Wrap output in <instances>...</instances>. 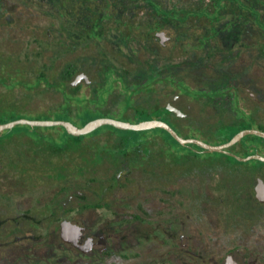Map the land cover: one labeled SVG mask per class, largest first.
<instances>
[{"label": "rangeland", "instance_id": "374dc122", "mask_svg": "<svg viewBox=\"0 0 264 264\" xmlns=\"http://www.w3.org/2000/svg\"><path fill=\"white\" fill-rule=\"evenodd\" d=\"M163 1H167L170 7L182 3L189 10L200 9L202 6L212 9L214 2V0ZM106 4V0H92L91 6L101 14ZM42 9L37 15L34 13L33 20H38L33 21L32 26L40 25L43 31L42 41L46 49V47H53L51 43L55 40H51V36L55 35V31L60 27L66 29L68 17L65 15L67 11L63 10L62 13L65 16L60 18L57 26L53 20L51 5L47 3ZM206 22H198L196 18L188 20L186 27L189 42L196 43L195 37L202 32L206 33L210 26ZM21 29H9L17 43L31 33L29 28ZM48 30H51L50 36L47 34ZM115 35L116 31L111 29L107 37L113 41ZM102 41L104 40L90 41L91 49L86 52L80 48L74 55L76 61L81 53H88L90 59H101L109 52H115L114 47L111 48L112 50L105 49L101 45ZM49 42L51 43L48 46L45 45ZM256 42L259 40L256 39ZM206 52V48L191 49L190 45L186 54L179 49L161 51L160 54L169 58L170 63L177 67L188 60L187 71L180 69L181 77L186 80L188 87L179 85V88L187 93L181 94L180 90L174 87L162 88L154 85L153 92L143 93L133 99L134 107L149 111L156 107H169L176 109V114L184 112L192 114L193 117L196 115L200 121L213 126L220 122L223 124L234 122L237 114L242 115L243 120H249V116L256 113L258 121H264V61L257 58V53L252 60L244 53L234 65L228 68L229 64L226 60H222L219 64L218 58H213L211 54L206 56ZM217 52H220V49ZM221 52H223L222 55L227 54L226 51ZM58 54V59L51 61V52L44 51V74L51 84L61 79L65 65L73 58L68 53L64 55L60 50ZM139 56L144 59L147 53L141 52ZM107 57H113V55ZM109 63L114 69L117 68L115 61ZM49 65H55V67L49 69ZM246 71L248 74L244 75ZM230 73L243 74L236 87L240 101L238 108L241 107V109L236 108L234 100L226 102V99L220 97L211 100L209 97L199 95L202 93L201 90L225 88L230 81L234 87V82L228 75ZM110 77L115 79L116 88L112 94L106 96L107 102L102 107L89 105L93 110L98 109L93 116L96 119L111 118L136 122L133 118L135 117L134 108L126 113L130 117L124 115L125 96L120 93L116 72H113ZM33 79L31 76L27 79L28 84L32 85L31 88L27 85L28 89H25L23 85L16 86L17 82L14 79L4 80L3 85H0V113L6 111L0 117V124L10 122L14 118L54 121L45 120L42 116L52 115L63 102V97L45 80L36 88ZM93 79L96 84L100 85L105 81L104 76L97 74L93 76ZM71 84L76 83L71 82ZM84 93L90 95V89L83 88L81 94ZM94 96L97 95L94 93ZM175 96L181 98L174 101ZM90 98L92 99L93 96L90 95ZM223 100L226 103L221 104ZM181 106L184 108L182 109ZM193 120L191 118L188 122ZM251 125L257 130L264 129V126H259L254 122ZM115 134L125 136L112 126H103L88 135L76 137L63 126L23 124L12 130H5L1 134L0 218L4 220L8 217H15L18 213H28L34 218L25 225H21L22 234L42 238L40 242L32 241L14 245L11 247L13 254L23 249L25 254L36 260L38 256H52L54 253V261H58V264H67L64 263L65 261H60L63 259H70L69 264H74V262L75 264H134L132 256L140 251L143 257L149 256V262L153 264H164L167 261H170V264H182L183 259L195 264L198 258L194 254H186L185 250L196 251V244L202 241L212 249L219 244L220 257L226 251L225 246L227 249L242 246L252 252L253 259H256L260 253L257 262L264 264V225L254 224L250 234L248 233L249 227L243 231L239 225L229 234V228L223 225L227 220V204L231 199L232 203L236 204L234 207L236 211L243 201L239 194L243 187L240 172H250L256 160L239 162L241 165H235L236 161L229 159L226 161L219 153L201 152L194 146L183 147L159 128L129 133L130 143L128 142L127 148L116 147L117 144H121V141ZM144 139L148 141L147 145L133 142ZM165 139H168L171 144ZM208 142L217 143L209 140ZM134 148L139 149L132 150ZM124 150L128 155L127 163L116 159L119 153L126 155ZM179 154L182 157L177 159ZM261 172H264V168L256 174H251L252 187L257 178L261 176ZM91 202L101 207L84 213L91 223L94 222L101 226L111 222L113 225L118 219L116 215L125 218L121 263H117L113 256H100L98 253L90 259L72 257L58 237V223L64 215V211L59 210L58 206L63 205L64 209H67L70 205L76 208L77 213H80L79 211H83V205ZM167 202L170 203L169 207H167ZM146 204L151 205L153 217L149 225L142 223L140 227L145 230L153 224L156 227L155 235H151L149 239L138 238L132 233L133 225L137 223L131 220V215L139 213L138 207H147ZM40 221L42 223H39ZM164 224L169 229L171 227L170 236L165 232ZM16 229L17 226L12 221H8L4 224L0 234L5 237V234L14 233ZM233 236L234 238L231 239ZM119 242L117 239L113 241L114 249ZM3 250L0 249V260L4 259Z\"/></svg>", "mask_w": 264, "mask_h": 264}, {"label": "flooded vegetation", "instance_id": "af4514ba", "mask_svg": "<svg viewBox=\"0 0 264 264\" xmlns=\"http://www.w3.org/2000/svg\"><path fill=\"white\" fill-rule=\"evenodd\" d=\"M106 2L105 10L99 14L98 11L92 9V0H0V85H3L4 80L14 79L17 82L16 86L23 85L25 89H28L32 87L27 82L29 76L34 78L33 84L36 88L42 85L44 80L49 82L44 74L45 50L51 52V61L58 59L59 50L64 55L68 53L73 56L71 61L65 65L61 77L64 75L66 78L71 76L72 82L76 83L75 85L80 84L82 89L89 88L90 95L93 97H95L94 93L98 97L103 90H105V96L113 93L116 88L115 79L110 77L113 72L117 74L120 93L125 97L134 99L143 93H151L154 85H159L162 88L174 87L180 90L181 94H186L187 92H183L179 85L188 87L186 80L181 77L182 72L180 70H186L188 60L180 63L179 67L173 65L169 58L160 54L161 51L167 49H179L186 54L189 45L191 49L206 48V56L211 54L213 58H218L219 64L222 60H226L229 64L228 68L230 65H234L244 53L250 60L257 53V58L264 61V0H214L212 9L202 6L195 10H189L182 3L178 4L179 6L170 7L168 2L163 0H106ZM47 3L52 7L53 20L57 26L63 16L67 15L68 19L66 20V29L60 27L55 31V35L51 36V40L55 41L45 43L47 46L51 43L53 47H46L45 49L42 41L43 31L40 25H32L38 20H33L34 13L35 15L40 13L43 10L42 7ZM63 10L67 11L65 15L62 13ZM192 18H196L198 22L207 21L206 23L210 24L206 33L202 32L195 37L196 43L188 41L186 25L188 20ZM31 27L35 29L33 30ZM20 28H22L21 30L29 28L31 33L17 43L9 29ZM111 29L116 31L113 41L107 37ZM47 34L50 36L51 30H48ZM8 36L9 38H7ZM7 39H9L8 42ZM93 39L104 40L101 45L105 49L112 50L111 48L114 47L115 52L107 54V56L113 55V57L90 59L88 53H81L76 61L74 58L76 52L80 48L84 49L85 52L90 50V41ZM256 39L259 42H256ZM217 45L219 46L217 47ZM219 49L220 52H217ZM221 51H226L227 54L222 55L223 52ZM141 52L147 53L146 58H140ZM111 61H115L116 69L113 68V65L111 67L109 63ZM54 67L55 65L48 66L49 69ZM82 74L89 75L90 80L79 79ZM95 74L104 76V83L96 84L93 79ZM247 74L246 71L244 75ZM228 75L235 86L232 87L233 84L230 81L231 87L227 90L238 108L240 101L236 87H238V81L241 80L243 74L230 73ZM27 85L30 87L27 88ZM13 89L14 87L11 91ZM217 92L219 89L213 90L214 94ZM83 95L90 96L85 93ZM178 98L181 97L175 96L174 101H177ZM133 102L135 101L133 100ZM181 108L184 107L181 106ZM158 109H165L169 113L176 112V109L169 107H156L152 111ZM240 173L243 179V187L239 194L243 201L239 204L238 211L235 210L236 204L232 203V199L227 204V220L223 225L229 228V234L237 225L243 231L249 227V234L251 227L255 226L254 224L264 225V201L258 198L257 191L260 181L264 184L262 178L264 172H261V176L257 178L253 187L250 182L252 172L243 171ZM152 174L154 176V172ZM146 205L147 207L139 206L140 212L131 215V220L137 223L133 225L132 233L134 236L143 239H149L151 235L156 233L154 224L150 225L147 230L140 227L142 223L149 225L153 217L151 205ZM169 206L170 203L167 202V207ZM94 208L99 209L101 207L92 202L85 203L83 211L77 213L75 207L69 205L67 209H64L63 205H59L58 209L64 211V215L58 223V237L62 245L67 247L66 250L72 254V257L90 259L98 253L100 256H113L117 263H121L125 218L116 215L118 218L116 224L112 225L109 222L106 225L98 226L84 216V213L91 212ZM232 214L233 216H231ZM33 218L28 213H18L15 217H8L4 220L0 218V233L8 221H12L17 226V232H9L5 234V237L0 234V249H4L3 252L5 253L0 264H58V261H54V253L52 256H38L36 260L25 254L23 249L13 254L11 247L14 245L42 240V238H36L31 234H22L21 225L32 221ZM164 226L165 232L170 236L171 227L169 229L166 224ZM237 229L239 228L237 227ZM116 239L120 242L114 249L113 241ZM196 248V251L185 250L186 254H194L198 258L195 264H258L257 258L260 256L259 253L256 259H253L252 252L242 246H233L228 249L225 246L226 251L222 253L221 257L219 244H216V248L212 249L205 242L200 241L199 244H196ZM168 255L170 254L168 253ZM143 256L140 251L136 252L132 256L134 264H153V262H149V256ZM60 261L70 263V259ZM164 264H170V261ZM182 264L194 263L183 259Z\"/></svg>", "mask_w": 264, "mask_h": 264}, {"label": "trees", "instance_id": "16d2710c", "mask_svg": "<svg viewBox=\"0 0 264 264\" xmlns=\"http://www.w3.org/2000/svg\"><path fill=\"white\" fill-rule=\"evenodd\" d=\"M72 77L68 76L67 78L65 75L61 77V79L56 80L51 84V82H47L48 85H51L53 89H56L61 93L63 97V102L61 103L60 106L53 112L52 115H43L45 120H54V121H70L75 125H78L80 128H84L87 124L90 122L96 120V118L93 116L95 115V111L93 110L89 105H94L96 107L103 106L107 102V98L105 96V93L101 92L98 97H93L92 99L90 96L82 95L81 94V85H72ZM231 87V83L227 85L225 88L219 89V92L217 94L213 93V90L210 91H202L200 93V96L203 97H209L211 100L214 98L220 97L221 99H226L228 101L233 102V97L231 94L228 92V88ZM125 106H124V115H126L127 111L129 109L134 108L135 109V118L136 122L134 123H139L141 121H148V120H153V119H160L167 124H169L180 136H182L185 139H205V143L211 144V145H222L225 144L229 141H231L236 135H238L240 132L244 130H249V129H256L254 128L251 124L252 122L257 123L259 126H264V121H258L259 118L256 115V113L252 114L249 120H243L242 115L236 116V121L231 122V123H225L223 124L220 122L219 124L213 126L210 123H204V121H200L197 119V116L195 115L193 117L192 114H185L183 113H169L165 109L162 110H155V111H149L147 109L141 108L137 109L134 107L133 98L132 97H125ZM225 100L221 101V104L226 103ZM236 106V105H235ZM237 108V107H236ZM238 109V108H237ZM6 111H3V113ZM237 113H240L238 110H236ZM3 113H0V117H2ZM21 115V114H18ZM130 117V116H129ZM193 118L194 120L192 122H188L189 119ZM19 120V118H14L12 121ZM6 123H9L6 122ZM3 123V124H6ZM114 128V127H113ZM260 131L264 132V129L259 128ZM125 136H118L116 137L121 141V144H117L116 147H123L127 148L129 146V133H137L136 131H128V130H120ZM166 133L168 137L173 139L176 143H178L167 131L163 130ZM22 134V133H21ZM114 134V133H112ZM80 137V136H79ZM163 137V136H162ZM164 138V137H163ZM209 141H216V144L209 143ZM166 142L170 143L168 139H165ZM129 142V143H128ZM134 143L136 142H141L143 144H148L147 140H135L133 141ZM171 144V143H170ZM196 147L199 151L203 152V149L200 148L197 145H192ZM139 149V148H137ZM137 149H132V150H137ZM128 150V149H126ZM124 150L123 152L126 154L127 151ZM229 152L236 154V155H241L243 157H248L250 155H253L255 153L261 154L264 156V139L255 135H249L246 136L240 143L234 145L233 147L228 149ZM148 152H150V149L148 148ZM220 154V153H219ZM224 156L223 158L226 159V161L229 160H234L236 161L235 165H241L239 162L230 156L220 154ZM127 154L123 155L119 153V157L116 158L121 159L122 161H126V163L129 161L127 159ZM187 156V155H184ZM182 156L179 154L177 155V159H180ZM137 161V160H135ZM138 162V161H137ZM256 164L254 165L253 169H251L252 174H255L256 172H260V169L264 168V162L260 161H255ZM230 164V163H229ZM233 165V164H232ZM264 179V175L262 176Z\"/></svg>", "mask_w": 264, "mask_h": 264}, {"label": "water", "instance_id": "95a60500", "mask_svg": "<svg viewBox=\"0 0 264 264\" xmlns=\"http://www.w3.org/2000/svg\"><path fill=\"white\" fill-rule=\"evenodd\" d=\"M79 79H85L86 81H89L90 77L87 74H82L81 76H79ZM21 124L29 125V126H63L66 127L70 131V133L76 137L88 135L103 126H112L116 129L136 131V132L148 131L159 128L167 131L183 147L197 145L200 148H202L203 152L205 153L224 154L235 158L239 162H249L253 160L264 162V156L258 153H255L248 157H240L228 151L229 148L240 143L246 136L255 135L264 139V132L257 129L244 130L240 132L238 135H236L231 141L225 144L211 145L199 139L183 138L169 124H167L166 122L160 119L141 121L136 124V123L126 122L111 118H99L90 122L84 128H80L70 121H30L27 119H19L6 124H0V136L5 130H12L16 126ZM257 191H258V198L261 201H264V184L261 181L258 185Z\"/></svg>", "mask_w": 264, "mask_h": 264}]
</instances>
